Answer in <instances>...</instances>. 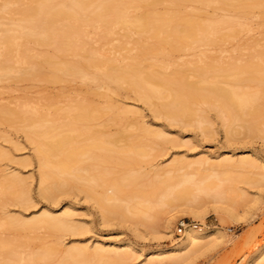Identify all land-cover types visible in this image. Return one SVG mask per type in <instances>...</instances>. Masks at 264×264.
I'll list each match as a JSON object with an SVG mask.
<instances>
[{"label":"bare ground","instance_id":"obj_1","mask_svg":"<svg viewBox=\"0 0 264 264\" xmlns=\"http://www.w3.org/2000/svg\"><path fill=\"white\" fill-rule=\"evenodd\" d=\"M1 1L3 3L0 5V17L3 18L2 14L17 15L19 19L13 21L11 18L12 22H9V27L17 30L25 40L32 41L36 46L53 48L59 56L80 55L83 61H81L82 65L79 66L62 59H54L52 56L46 54L42 55L44 58L43 64L39 65L27 62L28 64L24 68L17 63L18 52H15L13 49L14 41L11 32L6 30L2 33L6 44V54L0 56V70L8 72L13 69L17 72V76L15 77L23 80L48 79L56 81L57 78L50 75L49 72H58L62 75H80L84 77L86 81L95 84L92 97L89 96V94H87V97L85 94L84 98L83 95L81 97V95L77 93L79 95L78 99L81 100L79 103H83V105L76 102V97L75 100L73 96L71 97L70 95L69 97V94H67L68 96H64L70 98H67L68 102L69 100L73 102H69L68 111H66L70 112L67 114L66 122L64 119L65 123L63 121L60 122L62 124L59 123V125L56 123L57 126L55 123V126L50 123V126L48 124L49 121L42 116L43 114L38 113L35 118H31L29 114L17 116V119H20L24 124L22 125L23 127L20 125V128L23 129L29 140L34 144L40 172L38 192L44 198L56 202L59 196L78 190L84 193L87 199L91 198L94 200L100 219L104 224L111 223V221L116 218L115 216L123 218L126 213L131 212L132 216H129L130 218L141 217L142 219H140L142 221L143 219L145 220L146 216L148 222L151 220L153 222L155 217L154 214H157V211L152 213V211H155L153 209L157 208V210H159V206H161L160 209H162V206H167L169 204L174 205L182 202L190 206L188 212H190L191 215L194 217H202L200 209L206 206V204L203 203L205 205L202 206L201 202L205 201V199L211 198L213 199L211 201L215 203L219 198L221 201L224 195L229 197L228 194H224L226 188H221V180L219 177L216 176L220 180V182L217 180L220 184H217V182H215L216 184L213 183V179L216 177H211L212 172H209L211 171L209 169L215 168V172L216 168L228 170V168L234 167V170L241 168L246 172H250V169L254 168L264 173V162L258 159V156L254 157L250 152H240L237 158H234V155H231L229 152L223 153L217 156L215 160L210 156L200 157V159L197 158L196 160L188 159V157L187 159L186 157H184L185 159L176 158L172 160L171 164L169 163V165H165L163 168L159 166V168L156 167V170L153 169L154 174L152 172V177H149V172L153 171L152 169H150L149 172H145L144 170L141 171V168L138 171L135 170V173L133 170L129 172L126 170L127 173L124 175L115 177L111 174H105L106 172L104 174L101 172L100 174L96 172L95 169L88 168L87 166L82 167L84 165H82V163L86 161V155H88L87 159L94 158V156L88 153L94 150L104 151L108 154H121L131 161L136 162L147 159L150 156L153 157V151H155V153L157 151L158 153V150L160 152V148L163 151L164 146L162 145L170 140L168 136H165L166 134L163 130L154 131L146 127L145 124L133 125L132 128L134 131H136V129V132L139 131V135L136 133L138 136L135 134L138 138L133 135L132 142L127 145L126 149L123 150L120 148V150H116L113 146V140L117 138V136L114 138L112 137L113 140L110 139L111 136L109 137V141L106 139V136L108 137V130H110L108 126H111L113 123L116 125L115 127L120 125L122 128L119 127V130L120 128L121 130H124V128L127 130V127L122 121L123 118H121V116L110 117L108 115L112 108V106L109 105L108 96L106 92L98 91L105 89L110 82L125 84L132 88L140 101L145 104L154 105L152 111L157 116L164 117L173 123L187 126L194 125L204 136H208L212 130L210 128L211 120L208 119L209 116L207 114L210 108L219 114L218 116H220L223 123L222 127L225 129L224 133L226 134V139L232 140L235 136L241 134V132L248 133L257 131L258 134L264 135L263 130L259 128L255 130L252 127V123H257L259 119L264 118V108L259 104V101L264 98V94H262L264 93V87L259 86L260 84L257 83V87L261 88H255L254 86L252 87L250 83L249 85L247 83V80H249V82L253 80V82L258 81L261 83L264 81L263 78L257 75L261 73L264 76V43L262 44L259 41L261 35L255 37L254 34L252 35V32L249 31L245 33L246 35L244 34L245 36H241V29L235 27V25L239 27L245 25L244 23L246 21L248 22L245 16L239 15V13L242 12L239 11L240 8H248L251 10L263 6L264 0H165L167 3L176 6H180L188 1L201 3L208 7L213 6L214 13L218 11H222L223 13L226 12L222 15L224 19H222L220 23H213V16H207V18L211 20L206 22H200L192 18H188L181 22H171V20L177 18L176 13L166 16L156 15L153 17L135 14L136 16L132 17V20H129V11L127 9L128 2H136L138 0ZM141 1H145L148 5H153V3H155V0ZM1 22L2 20H0V26L3 25V22ZM127 22H132L133 27L138 30L140 34L150 38L160 39L163 44L175 49H180L181 46L186 44L201 42V45L197 47L198 49H196L195 53L188 56L191 57L190 68L170 72L165 68L157 69L152 66H117L112 62L105 61L103 58H98L88 41L89 36L84 34L81 25L90 26L99 24V26L106 31H110L114 24H126ZM221 24L230 25V29L225 32L221 29H217ZM0 29L2 30L1 27ZM227 41L230 42L226 43ZM137 47L144 53L148 50V48L140 47L139 44H137ZM21 53H23V56L25 54L29 56L32 55L28 49H22ZM89 68H96L97 72L95 76L87 78V76L90 75L88 72ZM244 72L249 73L251 77L240 79L239 75ZM170 86H173V89H171ZM90 90H92V88ZM119 112H122V109H120ZM123 112L129 113L131 111L126 109ZM115 118H120L121 120L115 122ZM99 120H102L100 121V123L102 122L101 124L98 123ZM8 121H10V118ZM247 122L249 125H247ZM93 123H95V125L99 124L96 127L97 130L99 129V132L97 131L98 135L100 131L103 132L108 129L107 133L105 131L106 136H104V132L103 134L101 133L105 140L102 139L101 135L100 139L102 140H100L99 137L97 139L92 138L94 135L98 136L95 129L93 130ZM127 124L131 125L130 122H127ZM74 125L76 127L79 125L78 127L81 129L84 127L83 129L86 131L82 129V132L79 128H75ZM75 130L79 132L77 135L73 133ZM122 132L120 131L118 134L121 135ZM82 133L85 135L84 141L86 140V143L94 140L93 143L91 142V145H89V142L87 145L83 143ZM89 133L91 134L89 135ZM78 136L80 137L78 138ZM86 136L88 139H86ZM81 138L82 140H80ZM97 140L99 142H97ZM79 141H82L84 146L79 144ZM73 142H78L77 145L79 144V147L72 144ZM88 145L90 148H88ZM153 145L156 147L152 148ZM85 146H88V150ZM80 147H84L87 151H84V148L81 149ZM155 148H157V150ZM2 151L0 150V157L4 158L6 152L4 153V151ZM83 155H85V160L80 159ZM207 169L209 170L208 172H206ZM190 171H194L192 172L193 175L199 176V180H194L190 177ZM222 171L223 170L219 172ZM238 171H240V169ZM205 172L210 175H206ZM219 172L217 174H219ZM224 173L226 174V172ZM10 175L9 177L5 175V180L0 184L1 190L8 194L11 201L15 204L32 205L30 188L22 184L24 179L17 173ZM139 178H143L146 183L140 186L134 185V182ZM104 185L107 186V188ZM103 186L106 188L103 190V193L101 191V194H96V187ZM147 189H149V191ZM147 191L153 198L151 199L153 203L151 200H147L151 198L150 196H145L149 194ZM242 194L243 193L240 195ZM148 204L152 207H157H151L152 209L149 208L150 211L152 210L149 212ZM179 205H177L175 209L178 208ZM199 206L202 207L200 208ZM204 208L207 209L208 207ZM135 210H137L138 213L134 214ZM73 211L74 209L72 207H64L60 214H54L52 210L44 209L40 214L28 219L16 216L7 218L4 213L3 215L6 220L1 229H44L49 233L57 231L60 236V238L58 236V239L60 240L62 238L61 233L63 232L65 233L67 231L72 234H77L79 231L82 232L79 225L77 224V226L74 223V214L71 213ZM146 211L150 213V215H153L151 216L152 219L148 218L150 216L147 215ZM155 221L156 224L147 222L148 225L146 226H149V224H154L153 227H155V225L157 226L158 222L157 220ZM164 221L162 231H160L161 229L157 231L153 229L155 232L152 231L151 233L147 227L151 234H139L140 237L149 236L151 239H157V237L168 236L167 233H172V219L169 217V219L167 218V220ZM218 233L219 230L217 228L204 227V225L198 227L194 224H185V233L181 241L177 243L172 242L166 247L144 252L146 261L149 263L167 261L169 264H182L188 257L192 256L191 254H193L197 248L198 251L200 247L205 245L209 246L210 242L214 240ZM57 240H55L54 243L57 242L59 244L62 239L60 241L58 240L59 242ZM58 244L57 246L53 244L42 248L44 258L50 257L54 250V255L57 254L58 250L62 248L60 247L61 244H59V246ZM92 249L96 252L95 254L110 255L111 258H109V261L111 259V262L114 261L120 264H127V261L132 255L141 252V250L136 249L129 241L121 244L111 242L108 247H106L103 242L96 241ZM81 250L83 251L84 249ZM74 251H76V249H74ZM72 253L74 254V252H69L67 258L64 257V260L62 259L57 263L77 264L75 262L76 259L72 258ZM36 255L38 254L36 253ZM141 255H143V251ZM95 256L96 255H94V257ZM106 260L108 261V259ZM250 262L252 264H264V247L260 248L255 253ZM0 264L17 263L4 261L0 262ZM46 264H49V262Z\"/></svg>","mask_w":264,"mask_h":264},{"label":"rangeland","instance_id":"obj_2","mask_svg":"<svg viewBox=\"0 0 264 264\" xmlns=\"http://www.w3.org/2000/svg\"><path fill=\"white\" fill-rule=\"evenodd\" d=\"M2 3L3 2L0 0V5ZM127 9L129 11V20H132V17L136 15H149L150 17H153L156 15L166 16L176 13L177 18L175 20H171V22H181L188 18H192L200 22H206L211 20L207 18V16H213V23H220L221 20L224 19L222 15L226 13H223L222 11L214 13L213 6L208 7L204 4L192 1L184 2L180 6L167 3L165 0H155L153 5H148L145 3V1L141 0L136 2L129 1ZM239 11H242L239 13V15L245 16L248 19V22L246 21L244 23L245 25L239 26L240 28L234 24L237 29H241V36H245L246 32L251 31L252 35L254 34L255 37L261 35V38L259 37L261 40L259 39V41L263 44L264 5L251 10L248 8H240ZM2 15L1 16L3 18L0 17V20L3 22V25L0 26L2 28V30L0 29V56L6 54V44L2 33L3 31L7 30L11 32V36L14 41L13 49L15 52H18L17 63L24 68L28 64L27 62L36 63L39 65L43 64L44 58L42 55L46 54L52 56L54 59H62L75 65H82L81 61H83V58L80 55L59 56V54H57L53 48L46 46H36V44H34L32 41L25 40L17 30L9 27V22H12V20H18L19 17L15 14ZM81 26L83 28L82 30L84 34L89 36L88 41L90 42L93 51L96 52L95 55L98 58H103L105 61L110 63L112 62L117 66H152L153 68L157 69L165 68L170 72L188 69L191 66V57L188 56L195 53L196 49H198L197 47L201 45V42H197L183 45L180 49H175L163 44L160 39H154L140 34L139 31L133 27L132 22H127L126 24H114L110 31H106L104 28L99 26V24ZM229 26L230 25L227 26V24H221L217 29H221L223 32H225L230 29ZM229 42L230 41H227L226 43ZM137 44H139L140 47L148 48V50L145 51V53L141 52L138 49ZM22 49H28L32 55L29 56L28 54H25L23 56V53H21ZM88 72L90 75H88L87 78H90L96 75L97 70L96 68H89ZM16 74L17 72L13 69L9 70L8 72L0 70V150H3L4 153L6 152V156H4V158L0 157V184L5 180L6 177H9L10 174L17 173L24 179L22 184L30 188L32 195V205L13 203L10 199V196L3 192L0 188V262L12 261L17 264H46L49 262V264H58V261H61L64 257L67 258V254L69 252H74L75 255L72 253V258L76 259L73 260H75L77 264H120L117 262L115 263L114 261V263L111 262V259L109 261V258H111L110 255L107 256L106 254H100V256L99 254H95L96 252L92 248H94L96 241L103 242L106 247H108L111 242L121 244L123 242L129 241L136 249L141 250V252L132 255V257L127 261V264H169L167 261L149 263L146 261L144 252L166 247L172 242L177 243L181 241L185 233V224H194L198 227H202V225H204V227L217 228L219 233L217 236H215L214 240L210 242L209 246L205 245L200 247V250L198 251L197 248V252H193V254H191L192 256L189 255L191 257H188V259L184 261L185 263L183 262L182 264H252L250 262L251 258L260 248L264 247L263 171L251 168L252 170L250 169V172H246L241 168H237L238 170L240 169V171H238L236 169L234 170V167H230L228 170L222 168H219V170L216 168L217 171L215 170V172V168L209 169L211 171L207 169L206 172H212V178L214 176L219 177L221 182L216 177L213 179V183H221V188H226L225 190L227 191V193L224 191V194H228L229 197L224 195L221 201L219 198L215 201V203L214 201H211L213 200L211 198H204L205 201L208 202L203 201L201 203L202 206L205 204L206 206H199L200 208L202 207L200 209L201 211L196 208L198 211L202 212V217H194L191 215V213L188 212V208H190V206H188L187 203V205L184 204L185 202L174 205L169 204L170 206H162V209H160L161 206H159V210L155 208L157 206L152 207L149 205V203L148 209L151 207L155 208L153 209L155 211L151 210L152 213L157 211V214H154V221L157 220L158 222L157 226L155 225V227L153 226L156 224V221L152 222V220L149 222L154 224H149V226H146L149 223L146 220V216L145 220L143 219L144 222L143 220L141 221V217V219L132 217L131 219L129 216H132V212L126 213L127 215L125 214V217L123 218H118L115 216L118 218L116 219L113 216L114 220L111 221V223L104 224L100 219L99 213L94 204V200L91 198L87 199L85 194L78 190H74L70 193L59 196L56 202L48 200L40 195L38 192L40 179L38 157L34 150V144L29 140L23 129L20 128V125L22 126L24 124L20 119H17V116L21 114H29L31 115V118H35L38 113L43 114L42 116L49 121V123H47L50 126V123H52V125H54V123L55 125L58 123L59 125L60 122H64V119L66 122L67 114L70 112H67L69 102H73L70 100L68 102V97L64 96H68L67 94H69V97L71 95V97L73 96V99L76 97L78 101L76 99L75 100L77 103H79V101H81L78 99L79 95H81V97L83 95L84 98L85 94L87 97V94H89L91 97L93 96V88H95V84L86 81V79L80 75H62L58 72H49L50 75L57 78L56 81L48 79H17L15 77L17 76ZM260 74L261 73L257 74L258 77L264 79V76ZM249 77H251V75L247 72L239 75L240 79H247ZM247 83L248 85L250 83V85H252V87L254 86L255 88L257 87V83L260 84L259 86L264 87V81L261 83L258 81L253 82V80L252 82H249V80H247ZM91 88L92 90H90ZM170 88L173 89V86H170ZM98 91L106 92L108 96L109 105L112 106L108 115L110 117H118V115L121 116V118H123L122 121L127 127V130L124 128V130H126L125 132H127L125 133L122 132L124 130H121L122 127L120 125H117L118 127H115L116 125L114 123L111 124V126L109 125V128H107L110 130L104 129L106 133L108 130V133L110 134L109 135L107 133L108 137L105 135V131H103L104 136H106V139H108L107 141H109L110 136V139L112 140L115 136H117V138H114L113 140V146L116 150H120V148L123 150L126 149L127 145L132 142V138L134 137L133 135L136 133L139 135V131L136 132L137 129L134 131L132 128L133 125L145 124L146 127H149L154 131L163 130V132L166 134L164 135L168 136L171 141H166V143L162 145L165 147H163V151L161 148L160 152L158 150V153L157 151L155 153V151L151 150L154 152V154H152L153 157L150 156L147 159L136 162L131 161L129 158L121 154H108L104 151L94 150L93 152H88L94 156V158L87 159L88 155H86V161L82 163V165L84 164L82 167L87 166L88 168L95 169L96 172L100 174L101 172H103L102 174L106 172L105 174H111L116 177L127 173L126 170H128V172L133 170L135 173V170L138 171L141 168V171L144 170L145 172H149L150 169L156 170V167L159 168V166L163 168V166H167L169 163L171 164L172 160L176 158L183 159L186 157L187 159L188 157V159L196 160L197 158L200 159V157L210 156L213 158V160H215L217 156L228 152L231 155H234V158H237L238 153L240 152H250L254 155V157L258 156L257 158L264 162V135L258 134L257 131L248 133L241 132V134H238L235 136V138H233L235 140L228 138L226 139V134L224 133L225 129L222 127V120L220 116H218L219 114L211 108L207 114L209 116L208 119L211 120V122H209L211 124L210 128L212 129V133L210 132L211 135L209 133L208 136H204L201 134V131L198 130V128H195L194 125L187 126L179 123H173L164 117L157 116L152 111L154 105L145 104L140 101L134 90L125 84L110 82L107 84L105 89ZM259 102L258 103L264 108V98ZM79 104L83 105V103ZM120 109H122V112H119ZM126 109L131 112L124 113L123 111ZM6 118L8 120L10 118V121H8ZM119 120L121 119H114L115 122ZM100 121L102 120H99L98 123H100ZM127 122H130L132 126L127 124ZM93 124V130L95 129V132H97L99 129L97 130L96 127L99 124ZM247 125H249V123ZM78 126H75V128H79V130L82 131L84 127L81 126L83 127L81 129ZM119 127H121L120 130ZM252 127L255 130L259 128L264 131V118L259 119L257 123H252ZM83 130L86 131L85 129ZM120 131L122 132L121 135L118 134ZM98 132L96 133L97 135ZM103 132L100 131L98 136H91L94 139H97L98 137L100 139V135L102 137ZM73 133L77 135L79 132L75 130ZM90 134L91 133H89V135ZM82 135L83 143H86V140L84 141L85 135L83 133L81 136ZM126 136H130L131 138H127ZM79 137L80 136H78V138ZM103 137L102 139L105 140ZM86 139H88L87 136ZM80 140H82V138ZM93 141L94 140L91 142L93 143ZM172 141L175 142L173 143ZM88 142L85 145H87ZM91 142H89V145H91ZM97 142L99 141L97 140ZM77 143L78 142H73L72 144L79 147L78 145L82 144V141H79L78 145ZM82 145L84 146V144ZM88 146H85L86 149ZM153 147L156 146L153 145L152 148ZM88 148H90V146ZM86 149L84 148L83 150L85 151ZM155 149L157 150V148ZM84 156L85 155H83V157L81 156L80 159L83 160ZM154 170L149 172V177H152V172L154 174ZM221 170L223 171L219 172ZM192 172L194 171H190V177H192L194 180H199V176L193 175ZM206 172V175H210ZM218 172L219 174H217ZM224 172H226V174ZM5 175L7 176L5 177ZM144 183H146V181L143 178H139L134 182V185L140 186ZM104 186L98 188L96 187V194H101V191L103 193V190L107 188V186H105L106 188ZM147 190L149 191V189ZM148 191L147 193H149ZM241 193L243 194L240 195ZM145 196H150V193ZM151 199L153 198L151 197L147 200ZM177 205L179 206L175 209ZM64 207H72L74 209V211L71 213L74 214V223L76 225L78 224L81 228L80 230H82V232L79 231L81 234L79 232V234H72L66 231L65 233H61L62 240L60 239V241L58 239L59 233L57 231H52L49 233L44 229H1L3 223L6 220L5 216L3 215L4 213L6 214L7 218L16 216L28 219L32 216L40 214L44 209H50L54 212V214H60ZM204 207L208 208L205 209ZM151 211L149 209V212ZM135 213H138L137 210H135L134 214ZM147 215L150 216H147L149 219L151 216H153L148 212ZM169 217L172 219L171 234L167 233L168 236H161L162 238L157 237V239H151L149 236H143L145 238L140 237L139 234L145 235L146 233L149 234L150 231L152 233V231L155 232L160 229V231H162V226L165 222L164 220H167V218L169 219ZM147 227L150 231L147 229ZM181 227L183 228V232L180 234L178 233V229ZM57 239L61 242L59 244H61L60 247L62 248L60 249L59 247L60 250H58L57 254L54 255V250L50 257L44 258L42 254V248L53 244L57 246L58 243H54V241ZM73 247L76 249V251H74ZM81 249L84 250L82 251ZM142 251L143 255H141ZM36 253L38 255H36ZM94 255L96 256L94 257ZM106 259H108V261Z\"/></svg>","mask_w":264,"mask_h":264},{"label":"built area","instance_id":"obj_3","mask_svg":"<svg viewBox=\"0 0 264 264\" xmlns=\"http://www.w3.org/2000/svg\"><path fill=\"white\" fill-rule=\"evenodd\" d=\"M183 227H184V225H183ZM184 228H185V227H184ZM182 232H183V228L181 227V228L178 229V233L181 234Z\"/></svg>","mask_w":264,"mask_h":264}]
</instances>
